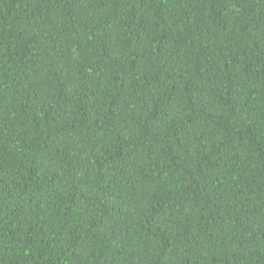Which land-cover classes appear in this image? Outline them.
<instances>
[{
	"label": "trees",
	"instance_id": "1",
	"mask_svg": "<svg viewBox=\"0 0 264 264\" xmlns=\"http://www.w3.org/2000/svg\"><path fill=\"white\" fill-rule=\"evenodd\" d=\"M0 264H264V0H0Z\"/></svg>",
	"mask_w": 264,
	"mask_h": 264
}]
</instances>
